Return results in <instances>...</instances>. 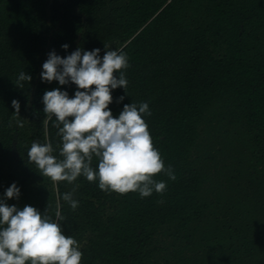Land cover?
<instances>
[{
  "label": "trees",
  "instance_id": "obj_1",
  "mask_svg": "<svg viewBox=\"0 0 264 264\" xmlns=\"http://www.w3.org/2000/svg\"><path fill=\"white\" fill-rule=\"evenodd\" d=\"M104 44L129 59L113 115L149 104L153 145L176 177L154 176L163 192H107L83 176L53 182L28 163L34 140L59 156L45 90H75L41 81L46 53L103 55ZM13 181L21 195L7 202L59 211L81 264H264V0H0V194Z\"/></svg>",
  "mask_w": 264,
  "mask_h": 264
},
{
  "label": "clouds",
  "instance_id": "obj_2",
  "mask_svg": "<svg viewBox=\"0 0 264 264\" xmlns=\"http://www.w3.org/2000/svg\"><path fill=\"white\" fill-rule=\"evenodd\" d=\"M61 47L67 50L69 44ZM101 51L99 47H77L65 56L55 49L48 52L41 81L75 85V90L71 96L66 88L45 90L43 111L47 117H55L59 156L53 154L51 142L34 140L26 152L28 163L53 182L72 183L83 176L107 192H137L141 198L163 192L166 181L154 176L164 172L169 179L176 177L153 145L144 119L151 115L148 102L125 103L118 115L109 107L113 90L122 87L127 93L123 70L129 67L128 56L122 49L105 44L103 55ZM31 79V74L24 72L18 77L19 81ZM124 99L121 95L116 102ZM12 106L19 114L20 101L13 99ZM20 195L21 187L15 181L0 194V264H81L83 252L73 236L64 234L61 213L57 211L53 218L47 208L41 212L30 204L20 208L7 202ZM62 199L72 209L79 205L72 192L63 193Z\"/></svg>",
  "mask_w": 264,
  "mask_h": 264
},
{
  "label": "rangeland",
  "instance_id": "obj_3",
  "mask_svg": "<svg viewBox=\"0 0 264 264\" xmlns=\"http://www.w3.org/2000/svg\"><path fill=\"white\" fill-rule=\"evenodd\" d=\"M110 48H113V49L116 48L115 44H111V45H110ZM47 54H48V53H46V55H45V60L47 59Z\"/></svg>",
  "mask_w": 264,
  "mask_h": 264
}]
</instances>
